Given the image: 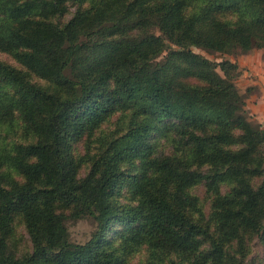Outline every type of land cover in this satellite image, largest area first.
Returning <instances> with one entry per match:
<instances>
[{"label":"trees","instance_id":"obj_1","mask_svg":"<svg viewBox=\"0 0 264 264\" xmlns=\"http://www.w3.org/2000/svg\"><path fill=\"white\" fill-rule=\"evenodd\" d=\"M193 47L264 49V0H0V264H128L141 246L145 264H244L247 238L264 240V125L237 65ZM92 134L96 152L75 157ZM201 182L209 217L189 192ZM70 217L95 222L85 242L65 236Z\"/></svg>","mask_w":264,"mask_h":264},{"label":"rangeland","instance_id":"obj_2","mask_svg":"<svg viewBox=\"0 0 264 264\" xmlns=\"http://www.w3.org/2000/svg\"><path fill=\"white\" fill-rule=\"evenodd\" d=\"M73 11V8L70 9ZM68 14L66 17H69ZM196 53L202 54L206 58L219 63L223 60H229L237 65V70L232 74H236L234 77V83L238 91L245 98V112L247 117L254 123H258L261 126L264 125V49H254L248 53H236V54H220L218 52H206L198 48H192ZM0 59L11 62V58L5 53L0 52ZM217 71L221 73L217 67ZM117 115L111 116L108 119L103 120L100 125V129L104 132L111 130L114 127L113 122L116 120ZM174 122L169 119L162 120L163 126L172 125ZM92 140L87 143L86 137H82L77 141L71 143V153L75 157H83L86 152L90 155L96 152V143L92 142L95 134L91 136ZM157 135L154 134L152 141L158 140V150L163 153H170L171 149L163 139H156ZM89 169V160H85L80 168L79 175L83 176ZM254 185L258 184V180L255 178ZM230 189V186L222 183L218 190L220 193H225ZM126 187H122L120 191L117 189L113 192V195L119 198V201L126 199ZM189 192L198 197L199 206L203 214L209 217L210 203L214 199L213 192H207L204 182L198 183L189 189ZM66 215L70 213L67 208L60 209ZM63 227L65 236L68 240L76 243L85 242L95 229V222L90 217H70L65 218L63 221ZM10 246L13 248L14 254L19 255L24 252H31V243L26 233L23 221L21 217L16 216L13 220L12 233L9 237ZM166 255L159 253L155 256L156 264H170L165 257ZM148 258V251L145 246L139 247L137 250L131 252L127 256L128 264H145ZM174 259V258H172ZM175 262L178 259H174ZM244 264H264V240L259 239L258 236H249L246 240V254L244 257Z\"/></svg>","mask_w":264,"mask_h":264}]
</instances>
